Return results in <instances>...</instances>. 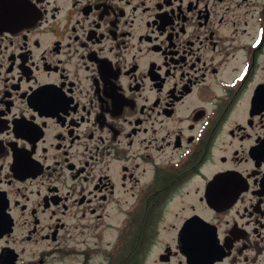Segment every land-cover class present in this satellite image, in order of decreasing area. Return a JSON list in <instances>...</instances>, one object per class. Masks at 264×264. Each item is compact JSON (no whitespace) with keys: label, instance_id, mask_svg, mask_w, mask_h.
Wrapping results in <instances>:
<instances>
[{"label":"flooded vegetation","instance_id":"1","mask_svg":"<svg viewBox=\"0 0 264 264\" xmlns=\"http://www.w3.org/2000/svg\"><path fill=\"white\" fill-rule=\"evenodd\" d=\"M0 264H264V0H0Z\"/></svg>","mask_w":264,"mask_h":264}]
</instances>
